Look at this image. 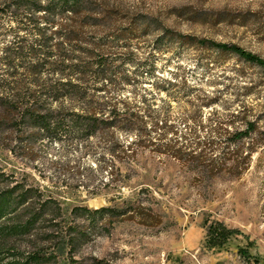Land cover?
<instances>
[{"label": "rangeland", "instance_id": "rangeland-1", "mask_svg": "<svg viewBox=\"0 0 264 264\" xmlns=\"http://www.w3.org/2000/svg\"><path fill=\"white\" fill-rule=\"evenodd\" d=\"M104 1L118 10L107 46L131 78L114 94L140 110L151 139L132 144L134 132L116 128L91 138L64 133L35 141L29 156L0 147V169L64 208L111 207L94 217L76 258L264 264V139H230L250 120L264 130V73L188 39L233 43L264 58V0ZM166 147L201 155L174 157ZM206 222L237 233L209 247Z\"/></svg>", "mask_w": 264, "mask_h": 264}, {"label": "trees", "instance_id": "trees-1", "mask_svg": "<svg viewBox=\"0 0 264 264\" xmlns=\"http://www.w3.org/2000/svg\"><path fill=\"white\" fill-rule=\"evenodd\" d=\"M117 16V8L104 0H0L1 148L29 156L39 139L59 140L64 133L91 138L115 128L134 132L132 144L144 136L151 139L140 110L114 94L118 85L131 83L124 59L114 57L107 46L106 33ZM188 37L233 53L264 73V58L256 53L233 43ZM246 124L231 134V141L256 132L264 139L255 121ZM164 152L201 155L171 147ZM110 210L64 208L38 186L0 169V264H106L76 255L94 217L102 219ZM205 225L209 247H221L237 233L219 222ZM254 261L260 264L258 258Z\"/></svg>", "mask_w": 264, "mask_h": 264}]
</instances>
